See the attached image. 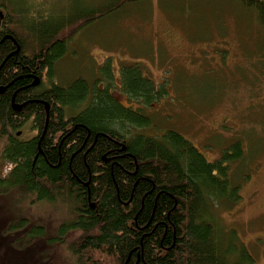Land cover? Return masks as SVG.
<instances>
[{"label":"trees","instance_id":"1","mask_svg":"<svg viewBox=\"0 0 264 264\" xmlns=\"http://www.w3.org/2000/svg\"><path fill=\"white\" fill-rule=\"evenodd\" d=\"M142 1L148 0H109L50 27L36 25L33 37L26 24L17 30L6 21L8 38L0 45V88H5L0 94V138L2 157L12 169L0 179V197L14 191L32 205L61 201L72 216L56 228V237L47 227L31 223L24 210L5 219L0 264H54L51 248L68 240L72 262L65 264L254 262L244 245L237 248L226 237L215 217L242 199L241 185L231 176L232 162L245 156L237 140L221 160L209 161L177 132L160 137L131 133L148 128L151 120L141 108L133 109L134 104L118 102L108 87L90 89L82 78L67 87L54 82L45 87L74 37L127 4ZM227 1L256 14L264 30V0ZM17 12L25 15V7ZM109 67L106 63L102 70L111 80ZM141 69L138 64L123 67L122 90L132 103L157 102L166 94L143 79ZM36 78L40 83L34 87ZM13 99L23 106L20 111ZM30 121L38 135L20 140L17 131ZM236 255L239 260L233 261Z\"/></svg>","mask_w":264,"mask_h":264},{"label":"rangeland","instance_id":"2","mask_svg":"<svg viewBox=\"0 0 264 264\" xmlns=\"http://www.w3.org/2000/svg\"><path fill=\"white\" fill-rule=\"evenodd\" d=\"M108 1L0 0V11L8 15L3 22L15 23L17 30H21L20 24H26V31L33 37L36 25L50 27ZM24 7L23 19L17 8ZM262 29L256 14L233 1L133 2L74 37L67 54L54 64L51 81H45L48 87L51 82L67 87L82 78L90 89L108 87L122 105L134 104L133 109L141 108L150 118L148 128L132 129L131 133L160 137L167 131L177 132L209 161L221 160L234 140L245 145L252 138V148H248L249 142L248 153L231 165V176L234 184L241 185L242 199L234 209L221 208L215 215L226 237L234 239L237 248L245 246L252 264H264V149L253 137H258L264 126ZM29 35L24 33L28 42L32 41ZM106 63L111 80L103 74ZM135 64L141 66L143 79L153 82L157 89L163 88L166 95L157 102L132 103L123 92V67ZM17 132L24 141L38 135L31 121ZM3 149L4 140L0 138L1 180L12 169L2 157ZM3 196L9 198L0 197V226L24 210L31 223L47 227L56 237V228L72 216L69 205L61 201L32 205L18 192ZM69 241L51 248L55 251L54 264L72 262L66 250Z\"/></svg>","mask_w":264,"mask_h":264},{"label":"flooded vegetation","instance_id":"3","mask_svg":"<svg viewBox=\"0 0 264 264\" xmlns=\"http://www.w3.org/2000/svg\"><path fill=\"white\" fill-rule=\"evenodd\" d=\"M0 12H2L4 14L3 18L0 17V45H1L3 43V41L6 40L5 38L8 35V33H5V31L7 30V27H9V26L6 22H3L4 18H5V11L2 10ZM45 87L48 88V86H45ZM259 132H257L258 137H256V136H253V137H254V140H260V142L263 146V149H264V126L262 128V133L261 132L259 133ZM18 134H17V136H18ZM18 137H20V136H18ZM238 142L241 144V149H242L244 155H246V153H248L249 149L252 148L253 139L250 138V141H246L245 145L242 144V141H238ZM249 142L251 145H250V147H248L249 148L248 149L247 145L249 144ZM262 146H261V149H262Z\"/></svg>","mask_w":264,"mask_h":264},{"label":"water","instance_id":"4","mask_svg":"<svg viewBox=\"0 0 264 264\" xmlns=\"http://www.w3.org/2000/svg\"><path fill=\"white\" fill-rule=\"evenodd\" d=\"M3 16H4L3 13L0 12V17L3 18ZM6 38H8V37H6ZM19 50H20V49L18 48V51H19ZM18 51H17V52H18ZM39 83H40L39 79L36 78V79L34 80L32 86L36 87V86L39 85ZM4 90H5V88H0V94L3 93ZM12 105H13L14 109L17 110V111H20V110L22 109V107H23V106H16L14 99H13V101H12ZM46 109H47V112H48V116H47V122H46V127H45L44 134H45V132H46L47 125H48V120H49V105H48V104H46ZM44 134H43V135H44ZM20 135H21V134L19 133L18 136H20Z\"/></svg>","mask_w":264,"mask_h":264}]
</instances>
